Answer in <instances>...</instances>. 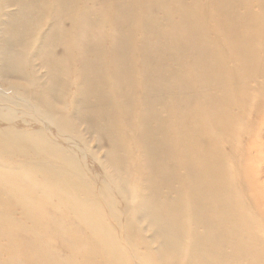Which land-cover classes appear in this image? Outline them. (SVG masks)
<instances>
[{"label": "bare ground", "instance_id": "6f19581e", "mask_svg": "<svg viewBox=\"0 0 264 264\" xmlns=\"http://www.w3.org/2000/svg\"><path fill=\"white\" fill-rule=\"evenodd\" d=\"M8 1H11V0H8ZM23 1H25V0H23ZM78 1L79 0H77V3H78ZM11 2H13V1H11ZM11 2H9V3H11ZM18 3L13 2L11 4H8L7 6H9V5L14 6ZM103 3H104V7H103V5H102V7L104 8V11L100 12V14H101L100 18H99V16L96 17L97 19H95L94 17L93 18L97 21L98 24H100L98 26L97 30L95 31V35L97 36V40H98V42H97L98 45L99 46H101V45L105 46L107 41L111 42L110 47H106V48L102 49L104 56L103 57L99 56L98 58L100 59L99 60L100 63L105 65L104 68H105V72H106V76H107L105 78V80L108 81V78L109 79L113 78V79H115L113 82H115V83L118 82L119 84L117 83V85H120L119 86L120 89L118 88L119 92L117 90H114V88L112 89V91H114L113 94H115V93L120 94L123 97V99L129 98L131 96L130 92L127 93V91H128L127 88L129 85L128 86H126V85L132 83L133 91H131V92L138 93L139 97H137V98H140V97H142V95H144L143 99H145L144 103H145L146 112H147V109L149 108V105L154 106V103L156 102V100L154 98H157L156 104L160 103V105H161V103H162L165 105V106H163L164 108H162L163 109L162 111H159L157 109L154 110L155 108H152V109H150L151 111L148 109V113L144 112L145 114L144 115L142 114L143 116L139 114L140 118L141 117L143 118L141 121H139V127H140L139 130H141V133L139 135V140H138L137 145H136V141H135L134 146L135 147L139 146L140 149L142 147H144V148H142V150L143 149L145 150V151L143 150L144 151L143 155H144V160H145V166L142 164L145 169L142 167L144 170V172H142V173H145V172L147 173V177H145V179L147 178L148 182H149V180H151V181L154 180V182H155L157 179L159 180L161 178L162 180L163 179L166 180V182H169L171 180V183H172V179L177 178L181 174V169H183V168L187 169V175L191 179L189 188H190V190L195 191L197 193V195L199 196L198 202L200 204V208L195 209L196 217L200 221V223L205 226V229H206V231H205L206 233H204L203 236H198V238L200 239L199 242H201V244L205 243L206 244L205 248H207V247L211 248V250L208 251L209 254L203 255L205 257V260L202 261V263L203 264H218L217 263L218 260L216 259L217 253H216L214 247L216 246V248L219 249L220 245L223 244L222 241L227 242L230 240V241H233L234 243H237L236 240H238V243H240V241L242 240L241 238L243 237V232L240 231V228L238 226H237L238 227V229H237L236 227L233 228V226H227V225L225 226L224 225V223L226 222L224 220L228 217L231 218V215L224 214L221 212L218 213L216 204L214 206L213 205L211 206L209 204V201H210L209 197L210 196H213V199L215 201H217V196H219V194L221 193V189H223L225 186L231 188L230 180L228 179L231 176L229 177L225 174V172H226L225 168L227 169V167H229L228 166L229 165L228 160L230 159V158L228 159V156H227V158L225 157L226 155H229V154H227L226 148H227L229 142H231V141L235 142L234 141L235 139L233 140V138L236 137L237 133H240V134L242 133L243 127L241 126V123L250 114H251L250 118L246 120L247 126H248L246 129L248 131H251L253 128H256V131H255L254 135L248 134V136H249L248 142H247L248 148H245L243 155L251 156L250 159H252V155L254 154L252 146L255 145L254 143H256L257 141H258V144H260L259 142L261 140L263 141V134L264 133L260 132V130H261V126L262 127L264 126V0H105ZM5 4H4V6L6 7ZM20 4H21L20 6H22V2ZM42 6L45 7V5H42ZM48 6H50V5H48ZM98 6H101V5H98ZM157 6L160 7L159 9L164 7L165 10H158L156 8ZM255 6H257L260 10L254 11L253 9ZM19 7L17 6V10H19L21 8V7L20 8ZM29 7H31V6H29ZM32 7H33V3H32ZM90 7H87V8H90ZM93 7H94V4H93ZM23 8H25V6L24 7L22 6V10H23ZM87 8H84V9L86 10ZM14 9L16 10V7ZM25 9H27V8H25ZM56 9H57V6H56ZM91 9H92V7H91ZM54 10H55V8H54ZM1 11H2V8L0 6V12ZM6 11H7V9H6ZM8 11L10 13L11 9ZM51 12H52V10H51ZM91 13H96V12L91 11ZM156 13H160V17L157 16ZM3 14L5 15V12H3ZM3 14H2V16H3ZM18 14H19V11H18ZM18 14H17V16H18ZM8 15H9V17L7 16L8 20L7 21L3 20L4 22H2V26H1L0 31H2V33H3V30H6V31H10V32H15L16 34H18L17 27L18 26L21 27V22L19 23V21H21V20L19 19V21H18V19H16L17 17L15 16L14 11ZM29 15H30V12L28 13V17H29ZM84 15L85 14H83V16ZM32 16H34V15H32ZM65 16H66V14H65ZM95 16H97V15H95ZM23 17H22V19H23ZM30 17H31V15H30ZM5 18L6 17H4V19ZM45 19H46V17H45ZM83 19L85 20V18H83ZM28 20H31V19H28ZM71 20H73V19H71ZM71 20H70V22H71ZM39 21H41V19H39L38 22ZM77 21H79V19ZM96 21H94V25H95ZM87 22H90V21H88L86 19L85 24L79 28V29H82V28L83 29L81 31L82 33H80V35H79V36H81V38L78 37V39L80 38L81 40H79L78 42H80V41L82 42V39H83V43H84V40H85L84 38L88 37V33L90 31L87 32V30H88V25H90V24H88ZM103 22H104V24H103ZM0 23H1V21H0ZM23 23H24V21H23ZM41 23L42 22H40L39 24L36 23V26L34 25L36 30L38 29V27ZM25 24H27V23H25ZM25 24L22 25L23 30H24V26H26ZM27 25H29V23ZM81 25H82V23H81ZM94 25H92V27H94ZM67 27H69V24ZM71 27H70V29L69 28L68 29L71 30ZM27 28H29V27H27ZM62 28H61V31L63 30ZM64 28L66 29V26ZM29 30L30 31H28V32L32 31L31 29H29ZM36 30L32 31L30 36L29 35L26 36V35H24V33H21V34L19 33L18 37H17L18 41L25 42L26 46L29 49H31L32 47L35 46L34 44H36V41L39 39L40 33L38 32V34H35ZM55 30H58L57 27L55 28ZM74 30L76 31V29H74ZM92 30H93V28H92ZM45 32H44V35L46 34ZM64 32H65V30L62 33H64ZM67 34L69 35V33H67ZM67 34H64V35H67ZM44 35H43V37H44ZM64 35H61V33H60V36L64 37ZM70 36H71V34H70ZM43 37H42V39L44 40L45 38H43ZM63 37H59V38H61V40H63V42H64V39H62ZM46 38H47V36H46ZM55 38H56V36H55ZM105 39H108V40L105 41ZM4 40H5V42L8 43L7 39H4ZM75 40H76V38H75ZM89 40H93L92 36H91V38H89ZM49 41H50V39H49ZM85 41L87 42V40H85ZM42 42H44V41H42ZM89 42H91V41H89ZM59 43L63 44L62 41L60 42V40H59ZM99 43H101V44H99ZM80 44H78V45L81 46ZM23 45H24V43H23ZM86 45H84V46H86ZM91 46H93V45H91ZM67 47H69V44L67 45ZM52 48L50 49L51 51H52ZM80 48H82V47H80ZM83 48H85V47H83ZM88 49H89V47H88ZM37 50L39 52L42 51V46L39 47ZM54 50L55 49L53 48V51H52L53 53H54ZM64 50H66V48H64ZM67 50H68V48H67ZM90 50L91 49H89V51ZM59 51H60V49H59ZM100 51H101V49H100ZM35 52H34V54H35ZM52 52H50V53H52ZM56 52H57V50H56ZM0 53H2V52H0ZM122 53H123V56L121 55ZM30 55H32V54H30ZM30 55H29V57H30ZM66 55H68V53L65 54V57H67ZM85 55H86V53H85ZM16 56L17 55H15V57ZM47 56L45 58H47ZM49 56L51 57V54H49ZM54 56H55V53H54ZM74 56L76 57V55H74ZM111 56H112L113 60H112V63L110 64L111 60H109V57L111 59ZM65 57H63V60L65 59ZM91 57L93 58V56H91ZM121 57L122 58L125 57L131 61H135V60L139 61V64L143 67V69H140V67H139L137 70L136 65L135 66L132 65V67L127 68L128 69L127 76H126L125 71H122L120 68H117L116 70L111 69L112 68L111 66H115L114 63H117V62H119L118 60L122 59ZM167 57L171 60V64H170L171 66L170 67L167 66V64H166ZM45 58L43 59V61H45ZM30 59H31V57H30ZM60 60H61V58H60ZM63 60H62L61 64L64 68V65H63L64 61ZM66 60H68V57L65 59V63L67 62ZM35 61H37V60H35ZM54 61H56V60H54ZM58 61H56V62H58ZM91 61H89V62H91ZM136 61H135V64H136ZM24 62H25V60H24ZM56 62H55V64H56ZM68 62H69V60H68ZM82 62H85V61L82 60ZM82 62H81V64H82ZM40 63L41 62H39L38 65H40ZM132 63H134V62H132ZM43 64H41V66ZM121 64H122V62H121ZM125 64L127 66V64H130V63H125ZM44 65L46 67V63ZM50 65H52V64H50ZM82 65H84V64H82ZM66 66H67V64H66ZM68 66H69V63H68ZM68 66L66 67V69L65 68L64 69L69 70V72H70L71 67L69 69ZM70 66H72V65H70ZM89 66L92 67L93 65H89ZM49 67L51 69V66H49ZM49 67H47V68L49 69ZM106 68H110L113 71L106 70ZM82 69H83V67H82ZM30 71H32V73L34 72L32 69L30 70V69L26 68L25 65H20V66L16 65V64L10 65L9 61H7L5 58H2V56L0 57V148L2 147L0 150L15 149L16 151H18L19 152L18 154L14 153L16 155L15 157L23 156L25 158L26 161L24 162L23 165H25V167L27 166L29 168V170H30L29 173L31 175H32V173H36V172L42 173L43 175H45V177L48 180H51V182H52V185H49V183L48 184L46 183L45 186L47 185V187L50 186L51 188L53 187L55 189V190H53V189L49 190V192L55 193V192H57L56 191L57 189H62L63 191H65L68 194L69 197L73 198L74 201H77L79 204V207H80L79 212H80V214L83 215L82 217L87 215L86 212L88 211V214L90 215L89 220H90V222H92L94 224V225L92 224L93 226H96V224H97V225H103L105 227V233L108 236V239H107L108 241H110V242L113 241V237L111 236L112 233L110 231L111 229L109 230L108 225H106L105 222L103 221V217L99 214L98 208H97L95 202H93V203L91 202V201H93V199L90 201L91 197H90V192L87 188L88 186H87V184H86V186L84 184V177H83L84 169L89 170V171H87L88 176L90 177V179H88V180L96 182L101 187L105 186V188H108V185L109 186L115 185V187L118 188V192L120 193V196L126 202L127 206L131 209L132 213L138 214L139 218H140V216H143L142 218L149 219V221H148L149 224L153 223L155 227L158 226V229H160L161 232L162 231L164 232V233H161V235L163 234L162 236L164 238L165 245L168 244V246L170 247L171 250H176L177 248H180L177 241H175V240H177V239H175V237L181 238L182 236H180L178 234H177L178 236L173 234V231L176 229L178 231L177 227H180V225L179 226L176 225V223H178V222H173V221L171 222L170 220L168 221L167 219H165L166 218L165 217L164 218L165 221L170 222L171 226H169L170 225L169 223H168L169 224L168 225L164 222L167 226L164 227L165 226L164 225L162 227V224L157 223L158 220L155 219L156 217L154 216V214L157 215L158 211L156 212V210H154V209L160 204L159 200L155 201L156 200L155 196L156 197H159V196H157V194L156 195H153V194L145 195L144 194L145 192L143 193L140 190H139V192H136V190L130 191L131 194H128L129 192L127 191L128 188H127V182H126L127 178L122 177L123 175H121V173H123V172L121 171V168L119 167V162H120L119 157H120L121 152L119 154H116L115 153L116 151L113 152L114 149H116V148H114V149H112L113 154L112 155L108 154V157H110L109 159L106 158L107 153L105 154V156H103V155L100 156V154H99L100 147L99 146L97 148L96 147L95 148L90 147L88 142L91 141V138L86 141L85 138L81 135V134H85V133H83L82 130L78 131V129L76 131L74 124H72V123L70 124L67 121L66 118H67L68 114L66 115V112H65V111H67L66 106L65 107L63 105L60 106V104H59L60 101L48 100L50 98H47L46 96L45 97L47 99H45V97L43 98V96L41 97V95L31 93L30 91H26V92L24 91L23 92V90L20 88L21 85L18 84L15 80H13L15 77H17V75L19 76L21 74L25 75V77L28 76V79H29V75L31 77L33 76V75H31L32 73H30ZM46 71H45V73H46ZM72 71L76 72L75 70H72ZM81 71H80V73H81ZM65 72H68V71H65ZM62 73H64V72H62ZM36 74H37V72H36ZM65 74L67 76H69L67 73H65ZM85 75H87V73ZM45 76H47V75H45ZM49 76L47 78H50ZM57 76H59V75H57ZM71 76H73V75H71ZM1 78H2V80H1ZM54 78L56 79V77H54ZM54 78H52V79H54ZM77 78H78V75H77ZM82 78L85 80V76H82ZM98 78H100V75ZM192 78H193L194 82L196 81L194 83V85L192 84V81H191ZM52 79H51V81L53 84L52 83L51 84L54 85V80H52ZM61 80H64V79H61ZM48 81H49V79H48ZM111 82H112V80H111ZM55 83H56V81H55ZM60 84L62 85V83H60ZM80 84H79V86H80ZM90 84H93V83L91 82ZM95 85H92V86L95 87ZM46 86H48V83L46 85H44V87H46ZM34 87H35V85H34ZM56 87H57V85L53 88H56ZM102 87H105V86H102ZM114 87H116V86H114ZM124 87H127V88H124ZM129 87H131V86H129ZM30 88H32V87H30ZM86 88H88V87H86ZM168 89H169V91H168ZM175 89L177 91H175ZM79 90L80 91H78V88H77V92L82 93V89H79ZM166 90L168 91L166 96H164V97L161 96V99L159 97H156L157 93H158V95H160L161 93L166 92ZM212 90H213V92L211 93ZM38 91H40V90L38 89L36 92H38ZM54 91H55V89H54ZM92 91H94V90H92ZM92 91H91V93H89V91H87V90L83 91V92L84 93L88 92L87 94H92ZM97 91L99 92V87H98ZM112 91H109L110 95H112L111 94ZM44 93H46V92H44ZM54 93H56V92H54ZM108 93H106L105 97L108 95ZM50 94L52 95V93H50ZM104 94H105V92H104ZM188 94L190 96L196 98V102L193 106L188 105V108L189 107L190 108L187 110V112L190 114V116L187 114H183L185 112V110L179 111V108L174 106L175 103H173V104H171V102H170V104L168 103L169 99L172 96H175L176 99H180L182 101L187 100L186 97L188 98V96H187ZM60 95L62 96V99H63V97L65 100L71 99L73 97V92H67L66 90H64V91L60 92L59 98H60ZM167 95H168V97H167ZM90 96H92V95H90ZM90 96H88L87 98L90 99L89 98ZM80 97H81V95H80ZM85 97H83V98H85ZM106 98H108V101H107V99H104V100H106L104 102V104L106 102H110L109 100H111L110 97H106ZM52 99H53V97H52ZM102 100H100V101H102ZM80 101L81 100H79V102ZM112 101H113V98H112ZM133 101H135V100H132L131 102L129 100L128 106L130 103L131 104L135 103ZM73 102H75V99ZM91 102H93V101H91ZM111 102L108 103V105L113 104ZM96 104L99 105L97 101H96ZM131 104L129 106V107H131V109H132V107L137 108V106H134L135 104H133L132 106H131ZM91 105H92V103H91ZM123 106H125V105L123 104ZM19 107H22V109H23V110L21 109L22 111L20 113L21 114L20 117H19V114H17L18 112H20L18 110ZM114 107H115V105H114ZM102 108H104V107H102ZM126 108L127 107H125L124 109H126ZM145 108L144 109L140 108V109L145 111ZM112 109L114 110L115 108H112ZM128 109H130V108H128ZM137 109H139V107ZM117 111H119V110L117 109ZM117 111H115L116 114H118ZM126 111H127V109H126ZM126 111L124 110L123 112L128 115L129 112L127 113ZM164 111H166L165 115H163L161 113ZM82 112H83V116L81 115V118L84 117V113H85L83 110H82ZM97 112H98V114L100 113L99 111H97ZM92 113H94V112L92 111ZM114 113L112 111L111 115L113 114L116 116V114H114ZM119 113H121V112H119ZM71 114H72V112H71ZM95 114L97 115L96 111H95ZM192 114L195 117L192 116ZM109 115H110L109 112L103 111L104 118H105V116L108 118ZM113 115H112V117H113ZM130 115L131 114L129 113V116ZM129 116H128V119L130 117H134L132 115L130 117ZM152 116H155V117H153V119L154 120L156 119L155 121L158 122L156 124L157 127L155 126L156 129L154 128V126L152 128L151 124L153 122H150V120H152ZM71 117H69V118H71ZM78 117H80V116H78ZM75 119H76V117H75ZM108 119H110V118H108ZM108 119H107V121H108ZM118 119L119 118H117L116 120H118ZM132 119L133 118H131V121H132ZM119 121H116V122H118L117 128L119 127L120 129L121 128L123 129V127H121V125L122 126H124V125L122 123L119 125ZM129 121H130V119H129ZM131 121H130V123H131ZM108 122H107V130L108 131L106 130V132L110 135L111 142L113 144H115L116 140L119 139L118 138L119 134H117L118 137L116 138L117 135L115 136V132H117V130L119 131L120 129L115 130L113 123H110V122L108 123ZM105 124H106V121H105ZM30 125H33V126H30ZM93 125H94V123H93ZM132 125L133 124L131 123V128H132ZM153 125H155V124H153ZM255 125H257V127H255ZM28 126H30L31 128H27ZM105 127H106V125H105ZM105 127H104V129H105ZM104 129H103V131H104ZM127 129H129V128H127ZM121 130H120V132H122L124 129L122 131ZM85 131H86V128H85ZM244 131L246 132L245 129H244ZM51 133H53V134H51ZM88 133H90V132H88ZM122 133L124 134V132H122ZM130 133H131V131H130ZM103 134H104V132H103ZM125 134H126V132H125ZM92 136H93V134H92ZM123 136H122V138H123ZM129 136H131V135H129ZM130 138H132V137H130ZM134 138H135V136H134ZM239 138L236 137V139H239ZM200 140H205V142H208V143H210L211 141L214 142V141L219 140L220 142L221 141L223 142V145L219 143L218 146L214 147V148H209V147L205 146L206 148H208L207 150L205 148L199 149V148H197V146L199 147L198 144L200 143L199 142ZM197 142H199V143H197ZM129 143H130V141H129ZM71 145H74V147ZM235 145L240 146L239 143H237ZM13 146H15V147H13ZM157 146H158V148H157ZM239 146H237V147L235 146V147L238 148ZM259 146H257L258 149H260ZM242 147L243 146H241V149H242ZM150 148H153L154 150L151 149L152 150L151 151ZM254 149L256 151V148H254ZM261 149H262V147H261ZM119 150H117V151L119 152ZM231 150H232V148H231ZM235 150H237V149H235ZM235 150L232 152L235 156H237ZM262 151H264V148H263V150H260V152H262ZM133 152H134V148H133ZM240 152H237V153L239 154ZM122 153H124V152H122ZM228 153H229V151H228ZM122 155L123 154H121V157L123 158L124 155L123 156ZM139 155H140V157L142 156L141 154H139ZM163 155H165L168 159L171 158V160H173L175 162L173 164H170L169 162H167L165 164L164 159L162 158ZM258 156H261V155L259 154ZM79 157H87V158L90 157L91 159L94 158L93 160L98 162L97 164L100 167V170L102 171L103 175L107 178V180L106 181L104 180V181L105 182L111 181L112 183H104L103 181L100 182V178H99V176H97V173H95L93 171V168H90L92 166H90L89 164H88L89 165L88 166L86 163L81 161V159H79ZM111 157H113L114 159H112ZM136 157L138 158V155H136ZM230 157H231V154H230ZM238 157H236V158H238ZM90 158H88V159H90ZM247 158H249V157H247ZM247 158L246 159L244 158V159L247 161ZM124 160L126 161V159H124ZM132 160H134V158ZM52 161H53V163H52ZM231 161H233V160H231ZM237 161H238V159H237ZM226 162L228 164H226ZM247 162H249V161H247ZM232 163L234 164V162H232ZM243 163H246V162H243ZM261 163L263 164V161H261ZM237 164H238V162L236 163V165ZM249 164H251V163L249 162ZM142 165H140V166H142ZM236 165H235V167H236ZM252 165L254 166V164H252ZM255 165H256V163H255ZM225 166H227V167H225ZM259 167H260V165H259ZM126 168H127V165H126ZM140 168L141 167H139V169ZM252 168H254V167L248 166L246 169H242L240 174L246 173L248 178H249L250 172L252 175V171H253ZM229 170H230V167H229ZM229 170H228V172H229ZM236 170L239 171L238 166H237ZM254 170L256 171L255 168H254ZM101 171H100V173H101ZM124 173H125V171H124ZM127 173H128V171H127ZM229 173H228V175H229ZM253 173H256L255 175L258 178H260V173H258V171L253 172ZM76 175H78V177L76 179L73 178V176H76ZM241 175H243V174H241ZM255 175L253 174V176H255ZM253 176H251V177L253 178ZM182 177H184V176H182ZM81 178H82V180H81ZM154 178L155 179L157 178V179L155 180ZM196 178L198 180L200 179V181H196L197 180ZM231 179H232L231 182L232 181L236 182V181H234V179H236L235 177H233ZM241 179H242V176H241ZM255 179H256V177H255ZM43 180H44V178H43ZM238 180H237V182H238ZM127 181H128V179H127ZM142 181H143V179H142ZM248 181H249V179H248ZM248 181L245 180L246 183H244V186H245L244 189L252 188V186H254V185L257 186L255 183H253L254 182L253 179H252L253 182L250 181L251 183ZM166 182L164 183V181H163L162 183H164V185H165ZM180 182L181 181H179V183ZM158 183H159V181H158ZM176 183H177V181H176ZM91 184H92V182H91ZM1 185H2V183H1ZM153 185L151 187H153ZM237 185H239V184H236V186ZM158 186H159V184H158ZM236 186L234 185V187H236ZM101 187L98 188L100 195H101V192H103V190H104V192L107 191L106 189H104L103 187L101 188ZM115 187H112V188H115ZM167 187H168V189L171 187L169 185V183H168V186H166V189H167ZM126 188H127V190H126ZM175 188H176V186H175ZM236 188H234V190ZM16 189L17 188L15 186L8 187L7 192H8V194L12 195L11 196L12 198H14V196H17L18 191ZM143 190H145V189L143 188ZM154 190H155V188H154ZM171 190L172 189H169L167 191L170 192ZM24 191H26V190H24ZM76 191L78 192L77 197H75V195H74V192H76ZM160 191H162V190L160 189L159 192ZM167 191H165V192H167ZM238 191H239V189H238ZM240 191L242 193V190H240ZM58 193H60V191ZM152 193H154V192H152ZM186 193H188V196H191V195H189V192H185V194ZM57 195H59V194H57ZM177 195L178 194H176V196ZM62 196H64V195H62ZM185 196H187V194ZM261 196H263L262 193H261ZM101 197L107 204V213L109 211L113 217H115V218L120 217L117 214L118 212L115 213V211H114L115 209H113V206L111 208V205H112L111 200H109V198H107V197L104 198L103 195ZM136 198H138V205L134 204ZM23 199H24V196H23ZM61 199H64V198H61ZM166 199H168V198L166 197ZM171 199H172V197H171ZM175 199L177 200L178 198H175ZM186 199H187L186 201H188V204H189V201L191 199H189L188 197ZM42 200H43V198H42ZM47 200H48V198H47ZM192 201L190 203H192ZM239 201L242 202L241 200H239ZM260 201H261V199H260ZM28 202L29 201H27V203ZM34 202H36V201H34ZM88 202L90 203V205L88 204ZM118 202H119V200H118ZM120 202H122V201H120ZM245 202H248V201L245 200ZM252 202L253 201L251 200V203ZM261 202H263V201H261ZM40 203H43V201L42 202L40 201ZM48 203H50V202H48ZM251 203H250V205H251ZM63 204H65V202H63ZM217 204H218V202H217ZM51 205H54V203L52 202ZM232 205H234V204H232ZM262 205H260V206H262ZM29 206H30V204H29ZM164 206H167V204L165 203V204L161 205V207H164ZM193 206H196V205L193 204ZM193 206H192V208H193ZM243 206H245V204ZM237 207H238V205H237ZM246 207L247 206H245V208ZM68 209H70L69 206H68ZM122 209H124V208H122ZM164 209L169 211L168 207H164ZM164 209H162V210H164ZM248 209L249 208H247V210ZM24 210H22V212ZM189 210H190V208H189ZM252 210L254 211V209H252ZM262 210H263V208H262ZM172 212H174V210ZM250 212H252V211H250ZM189 213H191V212H189ZM71 215L74 216L73 214H71ZM129 215H133V214H129ZM167 215H168V213H167ZM252 215H254V214H252ZM255 215H256V213H255ZM5 216L6 215H3V217H5ZM105 216H107V215H105ZM75 217H77V216L75 215ZM75 217H74V219H75ZM153 217H155V218H153ZM46 218H48V220H49V217H46ZM85 218H87V217H85ZM2 219L3 218H1V220ZM51 219L53 221L55 220L52 217H51ZM158 219L160 220L161 218L158 217ZM182 219H184V218H182ZM192 219H194V218L192 217ZM254 219H257V218H254ZM8 220H9V218L6 219V221H8ZM156 220H157V222H156ZM33 221H36V220H33ZM58 221H60V220H58ZM58 221H56V222H58ZM84 221H85L84 223L87 222L86 219H84ZM136 221H138V220H136ZM16 222H18V218H17ZM75 222H76V220L74 221V224L76 226L77 224ZM120 222H124V221L121 219ZM256 222H258V220ZM12 223L14 224L15 222L13 221ZM18 223H16V224H18ZM35 223H37V222H35ZM13 224L11 226H13ZM19 224H18V226H19ZM24 224L27 225L26 223H24ZM78 224L81 225L80 222ZM252 224H250V225H252ZM257 224H259V223H257ZM25 225L24 226L20 225V227H23L22 229L25 230L24 227L25 228L27 227ZM115 225H117V224H115ZM123 225L124 224L122 223V226ZM75 226L72 225V229ZM77 226H76V228H77ZM29 227H30V224H29ZM99 227H101V226H99ZM116 227H118V226H116ZM123 227H122V229H123ZM139 227L143 228L142 226H139ZM10 228L8 226V229H10ZM51 228H52V230L54 228L56 231V227H51ZM79 228H77V230L79 232H76V233L80 234V236H82V234L80 233L81 230H79ZM16 229L19 230L15 226V229L13 227L12 231L16 232L15 231ZM100 229H103V227ZM30 230L31 229H29V231ZM47 230H49V229L47 228ZM84 230L82 232H84ZM89 230H90V228H89ZM21 231L22 230H20V234H21ZM33 231H34V229L30 232H33ZM50 231L51 230H49V232ZM70 231H71V229H70ZM142 231H143V229H142ZM249 231H251V230H249ZM45 232H46V230H44V232L42 231V233L44 235H45ZM59 232H61V230ZM72 232H73L72 234L74 235L75 231L73 230ZM91 232H92V236H93L94 240L96 238H98L99 232H97L96 229L91 231ZM174 232H176V231H174ZM22 233H23V231H22ZM27 233L30 235V233L28 231H27ZM35 233L33 232V236L36 237ZM124 233H125V231H124ZM187 233H188V231L186 229V231L184 230V232L182 234L186 235ZM246 233H247V231H246ZM15 234H18V233H15ZM23 234L25 235L26 233H23ZM28 234H26V236ZM62 234L66 235L65 233H62ZM144 234H146V233H144ZM87 235H88V232H87ZM87 235H85V236L87 237ZM123 235H125V234H123ZM8 236L10 237V233ZM42 236L40 235V239ZM48 236H51V235L48 234ZM80 236L78 238L75 236V238H77L76 240H78L80 238ZM249 236H251V234H249ZM2 237H4V236H2ZM37 237H39L38 234H37ZM55 237H57V235L54 236L53 239H55ZM70 237H72V236H70ZM138 237H141V236H138ZM29 238H31V235ZM15 239H17V238H15ZM67 239H68V237H67ZM99 239H102V237H100ZM119 239H120V236H119ZM80 240H82V239H80ZM102 240H104V239H102ZM149 240H150V238H149ZM4 241H6V240H4ZM31 241H33V240H31ZM37 241H35V242H37ZM58 241H61V239ZM65 241H66V239H65ZM146 241H148V240H146ZM8 242H9V240H8ZM24 242H25V240H24ZM68 242H67V244H68ZM81 242H79L78 245H80ZM100 242H102V241L100 240ZM104 242H106V239ZM131 242H132L131 245H133V241H131ZM152 242H154V241H152ZM42 243L44 244L45 242L43 241ZM49 243H50V241H49ZM216 243H218V244H216ZM30 244H32V243H30ZM91 244H92V242L90 243V245ZM152 244H154V243H152ZM224 244H226V243H224ZM7 245H8V243H7ZM15 245H17V243ZM68 245H71V244H68ZM82 245H84V244H82ZM161 245H159V246L161 247ZM191 245H194V244H191ZM22 246H25V245L23 244ZM37 246H39V244ZM72 246H73V244H72ZM8 247L9 246H7V248ZM30 247L32 248V250L33 249L35 250V248L33 246H30ZM49 247H50V245H49ZM49 247L46 246L47 250H49L48 249ZM155 247H156V245H155ZM198 247L199 246H196L197 249H198ZM0 248H1V245H0ZM2 248H4V247H2ZM12 248H14V247H12ZM16 248H18V245ZM111 248H112V246L110 243L101 244V247H100L98 244H96V242H94L91 245V247L89 248L90 250L88 249V252L86 255L99 258L101 256H105L104 255L105 252H106L105 254H108L107 252ZM147 248H145V249L148 250ZM19 249H20V247H19ZM22 249H26V248H21L20 250H22ZM51 249H54V248H51ZM151 249H152V246H151ZM159 249H156V252L154 251L155 256L157 255V252H158L157 250H159ZM9 250H10V252L12 251L11 249H9ZM17 250L18 249H16V252H17ZM163 250H162V253L164 252ZM0 251H3V249ZM28 251H29L28 253H31L30 250H28ZM36 251H38V249L35 250V253L39 254V252H36ZM41 251H42V254H41L42 256H40V258L44 257L46 260L47 259L50 260L52 257L56 256L55 255V256L51 257V255H50L51 253H48V251H47V253L49 254V256L47 255V257H48L47 258L45 253H44V251L46 252V250L42 249ZM50 251H53V250H49V252ZM67 251H69V250H67ZM137 251L138 250H136V253L139 254V251L138 252ZM168 251L169 250H167V252L163 253V254L166 255L167 253H169ZM13 252L16 253L15 251H12V253ZM152 252H153V250H152ZM171 252H172L171 255L173 256V251H171ZM246 252L249 254L250 251L249 252L246 251ZM19 253H20V251H19ZM28 253H27V255H28ZM149 253H150V251H149ZM0 254H1V252H0ZM54 254H56V253H54ZM167 255H169V254H167ZM1 256H3V255H1ZM30 256L31 255H29V257ZM57 256H58V254H57ZM113 256L115 257V255H113ZM244 256H245V254H244ZM33 257H34V255H33ZM126 257H127V254H126ZM151 257H153V256L151 255ZM189 257H188V260H189ZM40 258H39V261H40ZM58 258H60V257H58ZM76 258L74 257L75 260H76ZM129 258H130L129 260H131V257H129ZM133 258H134V256H133ZM250 258L252 260L251 256L249 258H245V262H247ZM13 259H14V257H13ZM70 259L72 260V257H70ZM115 259L109 258L110 264H113L112 260H114V262H115ZM120 259L122 260L123 258L119 257V261L121 262ZM146 259H148V258H146ZM161 259H162V257H161ZM193 259H195V258H193ZM41 260H42V258H41ZM71 260L70 261L68 260L69 264H71ZM85 260H87V259L85 258ZM148 260H150V259H148ZM62 261H64V260H62ZM77 261H79V260H77ZM167 261H166V263L170 264L169 262H171V261H169V262H167ZM35 262H36V259H35ZM65 262H67V261H65ZM185 262H187V261H185ZM16 263H17V261H16ZM19 263H21V262H19ZM30 263H32V261H30ZM87 263H88V260H87ZM233 263L235 264V262H233ZM138 264H139V262H138ZM153 264H155V263H153Z\"/></svg>", "mask_w": 264, "mask_h": 264}, {"label": "rangeland", "instance_id": "374dc122", "mask_svg": "<svg viewBox=\"0 0 264 264\" xmlns=\"http://www.w3.org/2000/svg\"><path fill=\"white\" fill-rule=\"evenodd\" d=\"M11 1H13L14 3H18V4H16V5H14V6H7L8 4H11V3H13V2H11ZM11 1H8V0H0V6H1V8H2V11L0 12V21H1V23H0V29H1V26H2V22H4V21H7L8 19V17H9V15L8 14H10L11 12H15V16L17 17L16 19H18V21H19V19L21 20V21H19V23L21 22V27L20 26H18L17 27V32H18V34L20 33H24V35H26V36H30V34H31V32L32 31H34V30H36V28H35V26H36V23H40V22H42L40 25H39V27H38V29L35 31V34H38V32L40 33V35H39V39L36 41V44H34L35 46L34 47H32L31 49H29L27 46H26V44H25V42H22V41H18V39H17V37H18V34H16L15 32H10V31H6V30H3V33H2V31H0L1 33H0V52H2V53H0V55L2 56V58H5L7 61H9L10 62V65L11 64H16V65H25V67L26 68H28V69H32L34 72L32 73V71H30V73H32L31 75H33L32 77L29 75V79H28V76H26L25 77V75H17V77H15L13 80H15L18 84H20L21 86H20V88L23 90V92L25 91H30L31 93H34V94H37V95H41V97L43 96V98L46 96L47 98H50V99H48V100H57V101H60L59 102V104H60V106L61 105H63L64 107L66 106V110L67 111H65L66 112V115H67V121L71 124H74V126H75V128H76V131H77V129H78V131H80V130H82L83 131V133H85V134H81L84 138H85V140L87 141L88 139H90L91 138V141H89L88 143H89V145H90V147H93V148H97L98 146L100 147V151H99V154H100V156H105V154L107 153V155H106V158H110V157H108V154H110V155H112L113 154V152H115L116 154H119L120 152V162H119V167L121 168V171L123 172V173H121V175H123L122 177H124V178H127L128 179V181H127V179H126V182H127V188H128V190H127V188H126V190L129 192L128 194H131V192L130 191H134V190H136V192H139V190L141 191V192H145L144 194L145 195H149V194H153V195H156L157 194V196H159V197H156L155 196V198H156V200L155 201H160V204L154 209V210H156V212H157V215L156 214H154V216L156 217H153V218H155V219H157L158 220V222H157V220H156V222L157 223H160V224H162V227L164 226V227H166L167 225L166 224H170V222H168L169 220L172 222H178V223H176V225L177 226H179L180 225V227H177L178 228V231H177V229L176 230H174V231H176V232H174L173 231V234H175V235H180V236H182L181 238L180 237H175V239H177V240H175V241H177V243L179 244V246H180V248H177L176 250H171L170 249V247L168 246V244H166L165 245V243H164V238H163V234L161 235V233H164L163 231L161 232V230L160 229H158V226H154V224L152 223V224H149L148 223V221H149V219H146V218H142L143 216H140V218L138 217L139 215L138 214H136V213H132V211H131V209L127 206V204H126V202L122 199V197L120 196V193L118 192V188H116L115 187V185H113V186H109L108 185V188H105V186H102L104 189H106L107 191L106 192H104V190H103V192H101V195L99 194V191H98V188L99 187H101L100 185H98L96 182H93V181H91V180H88V179H90V177L88 176V173H87V171H89L88 169H84V174H83V177H84V184H85V186H86V184H87V188H88V190H89V192H90V197H91V199H90V201L93 199V201H91L92 203L93 202H95V204H96V206H97V208H98V212H99V214L103 217V221L105 222V224L106 225H108V228H109V230L111 231V233H112V237H113V241L112 242H110V241H108L107 239H108V236H107V234L105 233V227L103 226V225H97L96 224V226H93L94 224L92 223V222H90V215L88 214V211L86 212L87 213V215H85L84 217H82L83 215L82 214H80V212H79V204H78V202L77 201H74V199L73 198H71V197H69L68 196V194L65 192V191H63L62 189H57L56 191L57 192H55V193H51V192H49V190H55L53 187L51 188L50 186H48L47 187V185L45 186V184L47 183H49V185H52V182H51V180H48L46 177H45V175H43L42 173H32V175L29 173V168L26 166L25 167V165H23L24 164V162L26 161L25 160V158L23 157V156H17V157H15L16 155L15 154H18L19 152L18 151H16L15 149H12V150H0V245H1V248H0V250H2L3 249V251H0L1 252V254H0V264H48L49 262V264H69L68 263V260L70 261L71 259H70V257H72V260H71V264L73 263V264H110V261H109V258L110 259H115V262H114V260H112L113 261V264L115 263V264H117L118 262V264H138V262H139V264H153V263H155V264H167L166 263V261L167 262H169V261H171V262H169L170 264H203L202 263V261H204L205 260V257L203 256V255H207V254H209L208 253V251H210L211 250V248L210 247H207V248H205V243H203V244H201V242H199L200 241V239L198 238V236H203L204 235V233H206L205 231H206V229H205V226L203 225V224H201L200 223V221L197 219V217H196V212H195V209H197V208H200V204H199V202H198V195H197V193L195 192V191H193V190H190V188H189V186H190V181H191V179H190V177L187 175V169H181V174L177 177V178H173L172 179V183H171V180L169 181V182H166V180H162L161 178L158 180L157 178V180L154 182V180H149V182H148V179L146 178L145 179V177H147V173L145 172V173H142V172H144V170H143V165L145 166V160H144V151L142 150V148H144V147H142L141 149L139 148V146L137 147H135L134 146V144H135V141H136V145H137V143H138V140H139V135H140V133H141V130H139V121H141L143 118L141 117L140 118V116H139V114L140 115H144L145 113L144 112H146V108H145V103H144V101H145V99H143V96L144 95H142V97H140V98H137V97H139V94L138 93H133V92H131V91H133V85H132V83H130V84H127L126 86H131V87H129L128 86V88L127 87H124V88H127L128 89V91H127V93H129L130 92V94H131V96L129 97V98H125V99H123V97L120 95V94H113L114 93V91H112V89L114 88V90H117L118 92H119V90H118V88H119V86L120 85H117V83H115V82H113L115 79H113V78H110L111 80H112V82H111V80L108 78V81H106L105 80V78L107 77L106 76V72H105V65L104 64H102V63H100V59L98 58L99 56H101V57H103L104 56V54H103V52H102V49H104V48H106V47H110L111 45V42H108L107 40L108 39H105V41H107V43L105 44V46L104 45H101V46H99L98 45V40H97V36L95 35V31L97 30V28H98V26L100 25V24H98L97 23V21L95 20V19H97L96 17H98L99 16V18H100V16H101V14H100V12H102V11H104V1L105 0H79L78 1V3H77V0H25V1H21V0H11ZM17 1V2H16ZM30 1V2H29ZM51 3H49V2ZM83 1V2H82ZM100 1V2H99ZM9 2H11V3H9ZM22 2V6L24 7L25 6V8H27V9H25V8H23V10H22V6H20L21 3ZM24 2V3H23ZM46 2V3H45ZM6 3V4H5ZM30 3V4H29ZM32 3H33V7H32ZM102 3V4H101ZM3 4V5H2ZM4 4L6 5V7L4 6ZM25 4V5H24ZM59 4V5H58ZM61 4V5H60ZM68 4V5H67ZM78 4V5H77ZM93 4H94V7H93ZM39 5V6H38ZM42 5H45V7H43ZM47 5V6H46ZM48 5H50V6H48ZM52 5V6H51ZM98 5H101V6H98ZM102 5H103V7H102ZM17 6L20 8L19 10H17ZM29 6H31V7H29ZM36 6V7H35ZM56 6H57V9H56ZM83 8H82V7ZM92 7V9H91V7ZM96 6V7H95ZM16 7V10L14 9ZM47 7V8H46ZM87 7H90V8H87ZM7 9V11H6V9ZM43 8V9H42ZM54 8H55V10H54ZM84 8H87L86 10L84 9ZM158 10H165V8L163 7V8H161V9H159L160 7H156ZM11 9V11H10V13H9V11L8 10H10ZM42 9V10H41ZM103 9V10H102ZM49 10V11H48ZM51 10H52V12H51ZM54 10V11H53ZM58 10V11H57ZM97 10V11H96ZM254 11H259L260 9L257 7V6H255L254 7V9H253ZM18 11H19V14H18ZM45 11V12H44ZM88 11V12H87ZM91 11L92 12H96V13H91ZM3 12H5V15L3 14ZM22 14H21V13ZM25 12V13H24ZM30 12V15H31V17H30V15H29V17H28V13ZM18 14V16H17V14ZM34 13V14H33ZM41 13V14H40ZM53 13V14H52ZM60 13V14H59ZM85 14L84 16H83V14ZM91 13V14H90ZM2 14H3V16H2ZM24 14V15H23ZM26 14V15H25ZM38 14V15H37ZM49 14V15H48ZM51 14V15H50ZM65 14H66V16H65ZM157 14V16H159L160 17V13H156ZM155 14V15H156ZM32 15H34V16H32ZM49 17H48V16ZM63 15V16H62ZM95 15H97V16H95ZM8 16V17H7ZM25 18H24V17ZM37 16V17H36ZM51 16V17H50ZM54 16V17H53ZM78 16V17H77ZM83 16V17H82ZM162 16V15H161ZM4 17H6L5 19H4ZM20 17V18H19ZM22 17H23V19H22ZM45 17H46V19H45ZM87 17V18H86ZM95 19H94V18ZM38 18V19H37ZM83 18H85V20L87 19L88 21H90V22H87L88 24H90V25H88V30H87V32H89L88 33V37H85L84 39L85 40H87V42L84 40V43H83V39H82V42L80 41V42H78L79 40H81L80 38H81V36H79L80 35V33H82L81 31H82V29H79L80 27H82L84 24H85V20L83 19ZM98 18V19H99ZM28 19H31V20H28ZM35 19V20H34ZM39 19H41V21H39L38 22V20ZM71 19H73V20H71ZM79 19V21H77ZM82 19V20H81ZM96 21L95 22V25H94V21ZM4 20V21H3ZM28 22H27V21ZM48 20V21H47ZM55 22H54V21ZM70 20H71V22H70ZM23 21H24V23H23ZM44 22V23H43ZM47 22V23H46ZM78 22V23H77ZM101 22V21H100ZM99 22V23H100ZM18 23V24H19ZM25 23H29V25H27V24H25ZM31 23V24H30ZM35 23V24H34ZM57 23V24H56ZM81 23H82V25H81ZM26 25V26H24V30H23V26L22 25ZM63 24V25H62ZM68 24H69V27H67L68 26ZM71 24V25H70ZM80 24V25H79ZM103 24H104V22H103ZM20 25V24H19ZM35 25V26H34ZM92 25H94V27H92ZM31 26V27H30ZM33 26V27H32ZM49 26V27H48ZM66 26V29L64 28V27ZM72 26V27H71ZM103 26V25H102ZM26 27V28H25ZM27 27H29V28H27ZM57 27V29L58 30H55V28ZM63 29L62 31H61V28ZM70 27H71V30H69L70 29ZM33 28V29H32ZM50 28V29H49ZM53 28V29H52ZM69 28V29H68ZM92 28H93V30H92ZM22 29V30H21ZM26 29V30H25ZM28 29V30H27ZM29 29H31L32 31L31 32H28V31H30ZM74 29H76V31L74 30ZM65 30V32L64 33H62L63 31ZM74 30V31H73ZM27 31V32H26ZM46 31V32H45ZM53 31V32H52ZM68 31V32H67ZM44 32L46 33L45 35L47 36V38H46V36L44 35ZM60 33H61V35H64V34H67V33H69V35L67 36V35H64V37L63 36H60ZM73 33V34H72ZM92 35H91V34ZM16 34V35H15ZM56 34V35H55ZM70 34H71V36H70ZM43 35H44V37H43ZM56 36V38H55V36ZM58 36V37H57ZM73 36V37H72ZM90 36V37H89ZM91 36H92V38H93V40H89V38H91ZM42 37L43 38H45L44 40L42 39ZM59 37H63L62 39H64V42H63V40H61V38H59ZM72 37V38H71ZM78 37H80L79 39H78ZM53 38V39H52ZM59 38V39H58ZM74 38V39H73ZM75 38H76V40H75ZM4 39H7V41H8V43L7 42H5V40ZM49 39H50V41H49ZM55 40V41H54ZM58 40V41H57ZM59 40H60V42L62 41V43L63 44H60L59 43ZM69 40V41H68ZM42 41H46L45 43L44 42H42ZM49 41V42H48ZM55 43H54V42ZM68 41V42H67ZM89 41H91V42H89ZM20 42V43H19ZM75 42V43H74ZM23 43H24V45H23ZM67 43V44H66ZM81 43V44H80ZM42 46V51H38L37 49L39 48V47H41L40 45ZM69 44V47H67V45ZM75 44V45H74ZM78 44H80L81 46H79ZM87 44V45H86ZM99 44H101V43H99ZM109 44V45H108ZM39 45V46H38ZM77 45V46H76ZM84 45H86V46H84ZM91 45H93V46H91ZM19 46V47H18ZM63 46V47H62ZM65 46V47H64ZM74 46V47H73ZM104 46V47H103ZM55 49L54 50V53H55V56H54V53L52 52L53 51V48ZM80 47H82V48H80ZM83 47H85V48H83ZM88 47H89V49H91L90 51H89V49H88ZM93 49H92V48ZM47 48V49H46ZM52 48V51L50 50ZM64 48H66V50H64ZM67 48H68V50H67ZM59 49H60V51H59ZM63 49V50H62ZM70 49V50H69ZM100 49H101V51H100ZM56 50H57V52H56ZM78 50V51H77ZM83 52H82V51ZM87 50V51H86ZM93 50V51H92ZM36 51V52H35ZM64 51V52H63ZM66 51V52H65ZM28 52V53H27ZM34 52H35V54H34ZM50 52H52V53H50ZM59 52V53H58ZM70 52V53H69ZM93 52V53H92ZM102 52V53H101ZM51 54V57L49 56V54ZM66 53H68V55H66L67 57H68V60H69V62H68V60H66L67 62L65 63V59L67 58V57H65V54ZM85 53H86V55H85ZM91 55H90V54ZM120 53V52H119ZM13 54V55H12ZM30 54H32V55H30V57H31V59H30V57H29V55ZM62 54V55H61ZM15 55H17L16 57H15ZM45 55V56H44ZM48 55V56H47ZM53 55V56H52ZM74 55H76V57L74 56ZM83 55V56H82ZM90 57H89V56ZM122 56H123V53L121 54ZM120 55V56H121ZM0 56V57H1ZM47 56V58H45ZM61 56V57H60ZM65 57V59L63 60V57ZM91 56H93V58L91 57ZM19 57V58H18ZM55 57V58H54ZM70 57V58H69ZM29 58V59H28ZM36 58V59H35ZM40 58V59H39ZM45 58V61H43V59ZM59 58V59H58ZM60 58H61V60H60ZM83 58V59H82ZM88 58V59H87ZM122 58V57H121ZM15 59V60H14ZM56 60V61H58V62H56V61H54V60ZM127 58H125V57H123L122 59H120V60H118L119 62H117V63H114L115 64V66H111L112 68L111 69H117V68H120L122 71H125V73H126V76H127V71H128V69L127 68H129V67H132V65L133 66H135L136 65V68H137V70H138V68L140 67V69H143V67L139 64V61H136V64H135V61H131V60H126ZM24 60H25V62H24ZM35 60H37V61H35ZM49 60V61H48ZM62 60L64 61L63 63V65H64V68L66 69V67L68 66V63H69V69H70V67H71V70H70V72H69V70H65L64 68H63V66H62ZM82 60L83 61H85V62H82ZM92 60V61H91ZM109 60H111V62H110V64L112 63V60H113V58H112V56H111V59H110V57H109ZM126 60V61H125ZM168 60V61H167ZM167 60H166V64H167V66H171L170 64H171V60L167 57ZM43 61V62H42ZM78 63H77V62ZM89 61H91V62H89ZM128 61V62H127ZM131 61V62H130ZM39 62H41L40 63V65H38L39 64ZM55 62H56V64H55ZM60 62V63H59ZM81 62H82V64H84V65H82L81 64ZM121 62H122V64L124 63H130V64H127V66H126V64L124 65H122L121 64ZM132 62H134V63H132ZM27 63V64H26ZM33 63V64H32ZM46 63V67H45V65L44 64ZM99 63V64H98ZM41 64H43L42 66H41ZM49 64V65H48ZM50 64H52V65H50ZM55 64V65H54ZM66 64H67V66H66ZM97 64V65H96ZM27 65V66H26ZM70 65H72V66H70ZM82 65V66H81ZM89 65H93L92 67L91 66H89ZM30 66V67H29ZM41 66V67H40ZM49 66H51V69H50V67ZM54 66V67H53ZM60 68H59V67ZM100 66V67H99ZM32 67V68H31ZM47 67H49V69L47 68ZM82 67H83V69H82ZM116 67V68H115ZM142 67V68H141ZM37 68V69H36ZM46 68V69H45ZM59 68V69H58ZM80 68V69H79ZM36 69V70H35ZM64 69V70H63ZM110 68H106V70H111ZM124 69V70H123ZM47 70V71H46ZM72 70H75L76 72H73ZM82 70V71H81ZM100 70V71H99ZM113 70H111V71H113ZM45 71H46V73H45ZM50 71V72H49ZM65 71H68V72H65ZM80 71H81V73H80ZM36 72H37V74H36ZM39 72V73H38ZM42 72V73H41ZM62 72H64V73H62ZM133 72V71H132ZM52 73V74H51ZM65 73H67L69 76H67ZM80 73V74H79ZM87 73V75H85ZM129 73V72H128ZM54 74V75H53ZM65 74V75H64ZM36 75V76H35ZM40 75V76H39ZM45 75H47V76H45ZM50 75V76H49ZM53 75V76H52ZM57 75H59V76H57ZM71 75H73V76H71ZM77 75H78V78H77ZM95 75V76H94ZM99 75H100V78H98L99 77ZM44 78H43V77ZM50 77V78H47V77ZM82 76H85V80L82 78ZM39 79H38V78ZM54 77H56V79L54 78ZM59 79H58V78ZM94 77V78H93ZM96 77V78H95ZM52 78H54V79H52ZM80 78V79H79ZM83 80H82V79ZM102 78V79H101ZM31 79V80H30ZM45 81H44V80ZM48 79H49V81H48ZM51 79L52 80H54V85L56 86L57 85V87L56 88H53V87H55L54 85H52L53 83H52V81H51ZM61 79H64V80H61ZM95 79V80H94ZM100 79V80H99ZM1 80H2V78H1ZM42 80V81H41ZM74 80V81H73ZM92 80V81H91ZM37 81V82H36ZM39 81V82H38ZM55 81H56V83H55ZM64 83H63V82ZM93 83V84H90L91 82ZM94 81V82H93ZM192 84L194 85V83L196 82H194L193 81V78H192ZM23 84H22V83ZM31 82V83H30ZM44 82V83H43ZM48 83V86H46V87H44V85H46L47 83ZM52 83V84H51ZM60 83H62V85L60 84ZM71 83V84H70ZM81 83V84H80ZM109 83V84H108ZM129 83V82H128ZM32 84V85H31ZM79 84H80V86H79ZM89 84V85H88ZM96 84V85H95ZM119 84V83H118ZM34 85H35V87H34ZM59 85V86H58ZM71 85V86H70ZM92 85H95V87L94 86H92ZM52 86V87H51ZM69 86V87H68ZM85 86V87H84ZM102 86H105V87H102ZM114 86H116V87H114ZM30 87H32V88H30ZM86 87H88V88H86ZM95 89H94V88ZM98 87H99V92L97 91L98 90ZM102 87V88H101ZM59 88V89H58ZM77 88H78V91H80L79 89H82V93H78L77 92ZM122 88V87H121ZM32 89V90H31ZM40 90V91H38V92H36L37 90ZM54 89H55V91H54ZM69 91H68V90ZM97 89V90H96ZM120 89V88H119ZM54 92H56V93H54ZM59 90V91H58ZM64 90H66L67 92H73V97L71 98V99H64V97H63V99H62V96L60 95V98H59V94H60V92L61 91H64ZM89 91V93H91V91L92 90H94V91H92V94H87L88 92H83V91ZM105 90V91H104ZM109 91H112L111 92V94L112 95H110V92ZM168 91H169V89H168ZM168 91L166 90V92H164V93H159L160 95H158V93H157V96L156 97H159L160 99H161V96L162 97H164V96H166V94L168 93ZM175 91H177L176 89H175ZM44 92H46V93H44ZM104 92H105V94H104ZM109 92V93H108ZM117 92V93H118ZM126 92V91H125ZM213 92V90L211 91V93ZM50 93H52V95L50 94ZM106 93H108V95L106 96V97H110L111 98V100H109L110 102L112 101V98H113V101L111 102V103H113V104H110V105H108V103H110V102H106L105 104H104V102L106 101V100H104V99H107V101H108V98H106L105 97V95H106ZM57 96H56V95ZM85 94V95H84ZM80 95H81V97H80ZM83 95V96H82ZM90 95H92V96H90ZM95 95V96H94ZM117 95V96H116ZM138 95V96H137ZM51 96V97H50ZM76 96V97H75ZM86 96V97H85ZM88 96H90L89 98L90 99H88L87 97ZM104 96V97H103ZM188 96V98L186 97V99L187 100H180V99H176L175 98V96H172L170 99H169V104H170V102H171V104H173V103H175L174 104V106L175 107H178L179 108V111H182V110H185V112L183 113V114H187V115H189L190 116V114L187 112V110L190 108H188V105L189 106H193L194 104H195V102H196V98L195 97H192V96H190L189 94L187 95ZM45 97V99H47ZM52 97H53V99H52ZM56 97V98H55ZM80 97V98H79ZM83 97H85V98H83ZM167 97H168V95H167ZM58 98V99H57ZM75 99V102H73L74 101V99ZM83 98V99H82ZM85 99V100H84ZM92 99V100H91ZM96 99V100H95ZM104 101H103V100ZM116 99V100H115ZM139 99V100H138ZM155 100H156V102H157V98H154ZM79 100H81L80 102H79ZM88 100V101H87ZM90 100V101H89ZM100 100H102V101H100ZM130 100V102L132 101V100H135V101H133V102H135V103H133V104H135L134 106H137V108L139 107V109H137V108H134V107H132V109H131V107H129L130 106V104H129V106H128V101ZM138 100V101H137ZM65 101V102H64ZM91 101H93V102H91ZM96 101L98 102V104L99 105H97L96 104ZM140 101V102H139ZM159 101V100H158ZM186 101V102H185ZM193 101V102H192ZM54 102V101H53ZM63 102V103H62ZM155 102V101H154ZM153 102V103H154ZM156 102L154 103V106H150L149 105V110L150 109H152V108H155L154 110H159V111H162L163 109L162 108H164L163 106H165L164 104H162L161 103V105H160V103L158 104H156ZM91 103H92V105H91ZM103 103V104H102ZM116 103V104H115ZM191 103V104H190ZM94 104V105H93ZM96 104V105H95ZM121 104V105H120ZM123 104L125 105V106H123ZM133 104H131V106L133 105ZM141 104V105H140ZM151 104V103H150ZM68 105V106H67ZM105 105V106H104ZM114 105H115V107H114ZM140 105V106H139ZM152 105V104H151ZM84 106V107H83ZM86 106V107H85ZM104 107V108H102V107ZM122 106V107H121ZM145 108V111L144 110H141V109H144L143 107ZM125 107H127L126 109H127V111H126V109H124ZM68 108V109H67ZM90 108V109H89ZM112 108H115L114 110L115 111H117V109L119 110V111H117L118 112V114H116V112L112 109ZM128 113H130L132 116H134V117H130L129 116V113H128V115L127 114H125L123 111V109ZM128 108H130V109H128ZM141 108V109H140ZM22 109V107H19V111L20 112H18L17 114H19V117H20V113H21V111L23 110H21ZM100 109V110H99ZM136 109V110H135ZM148 109H147V112L146 113H148ZM71 110V111H70ZM81 110V111H80ZM82 110L86 113H84V117H82L81 118V115L83 116V112H82ZM86 110V111H85ZM96 111V113H97V115L95 114V111ZM132 110V111H131ZM139 110V111H138ZM80 111V112H79ZM92 111L94 112V113H92ZM97 111H99L100 113V115L98 114V112ZM103 111H105V112H109L110 113V115L108 116V118H110V119H108L106 116H105V118H104V116H103ZM112 111H113V113L114 114H116V116L115 115H113V117H112V115H111V113H112ZM132 113H131V112ZM138 111V112H137ZM151 111V110H150ZM71 112H72V114H71ZM119 112H121V113H119ZM74 113V114H73ZM76 113V114H75ZM79 115H78V114ZM138 113V114H137ZM163 115H165L166 114V111H164V112H161ZM137 114V115H136ZM182 114V113H181ZM250 114V113H249ZM74 115V116H73ZM118 115V116H117ZM124 115V116H123ZM142 115V116H143ZM162 115V116H163ZM251 115V114H250ZM250 115L249 116H247L246 118H245V120L241 123V126L243 127L242 129V133L240 134V133H237L236 134V137H240L239 139H236V137H234L233 138V140L235 141V142H233V141H231V142H229V144H228V146H227V148H226V151H227V154H229V155H226L225 157L227 158V156H228V163H229V167H230V170H229V167H227V166H225V167H227V169L225 168V171L227 172H225V174L227 175V176H231L230 178H228L229 180H230V185H231V188L230 187H227V186H225L223 189H221V193L219 194V196H217V201H215L214 199H213V196H210L209 197V204L212 206H214L215 204H216V207H217V211H218V213L219 212H221V213H224V214H228V215H231V218H226L224 221H226L225 223H224V225L226 226H233V228H237L238 229V227L240 228V231L241 232H243V237L241 238L242 240L240 241V243H238V240H236V242L237 243H234L233 241H227V242H225V241H222L223 242V244H221L220 245V248L219 249H217L216 248V246L214 247V249H215V251H216V253H217V256H216V259L218 260L217 261V263L218 264H234L233 262H235V264H264V151H262V152H260V150H263V148H264V134H263V141L261 140L259 143L260 144H258V141L256 142V143H254L255 145H253L252 147H253V151H254V154L252 155V159H250L251 158V156H246V155H243V152L245 151V148H248V138H249V136H248V134H252V135H254V133H255V131H256V128H253L251 131H248L246 128L248 127L247 126V119H249L250 118ZM71 117V118H69V117ZM78 116H80V117H78ZM126 116V117H125ZM128 116L130 117L129 119H130V121H131V118H133L132 119V121H131V123L133 124L132 125V128H131V123H130V121H129V119H128ZM192 116H194L193 114H192ZM75 117H76V119H75ZM112 117V118H111ZM116 117V118H115ZM153 117H155V116H152V120H150V122H153L151 125H152V128H153V126H154V128L156 129V127H157V123L158 122H156L154 119H153ZM195 117V116H194ZM73 118V119H72ZM115 118V119H114ZM117 118H119L118 120H116ZM125 118V119H124ZM82 119V120H81ZM101 119V120H100ZM103 119V120H102ZM107 119H108V121L110 122V123H113V125H114V128H115V130H117V129H120L119 127L117 128V126H118V122H116V121H119V125L122 123L124 126H122L121 125V127H123V131L122 132H124V134L122 133V132H120V130L118 131L117 130V132H115V136L117 135V134H119V137H118V135L116 136V138L118 137L119 139H117L116 140V145L115 144H113L112 142H111V140H110V135L106 132V130H107ZM128 119V120H127ZM77 122H76V121ZM126 120V121H125ZM105 121H106V124H105ZM123 121V122H122ZM129 121V122H128ZM104 122V123H103ZM108 122V123H109ZM93 123H94V125H93ZM130 123V124H129ZM78 124V125H77ZM85 124V125H84ZM127 124V125H126ZM153 124H155V125H153ZM82 125V126H81ZM105 125H106V127H105ZM30 126H33V125H30ZM30 126H28L27 128H31ZM82 128H80V127ZM84 126V127H83ZM87 126V127H86ZM126 126V127H125ZM128 126V127H127ZM156 126V127H155ZM104 127H105V129H104ZM255 127H257V125H255ZM264 127V126H263ZM262 126H261V130H260V132H263L264 133V128H263ZM85 128H86V131H85ZM126 128V129H125ZM127 128H129V129H127ZM102 129V130H101ZM103 129H104V131H103ZM133 129V130H132ZM244 129L246 130V132L244 131ZM100 130V131H99ZM81 131V132H82ZM85 131V132H84ZM108 131V130H107ZM129 131V132H128ZM130 131H131V133H130ZM88 132H90V133H88ZM103 132H104V134H103ZM125 132H126V134H125ZM128 132V133H127ZM137 132V133H136ZM88 133V134H87ZM122 133V134H121ZM134 133V134H133ZM245 133V134H244ZM51 134H53V133H51ZM50 134V135H51ZM87 134V135H86ZM92 134H93V136H92ZM128 134V135H127ZM136 134V135H135ZM12 135V134H11ZM121 135V136H120ZM124 135V136H123ZM126 135V136H125ZM129 135H131V136H129ZM13 136V135H12ZM122 136H123V138H122ZM129 136V137H128ZM134 136H135V138H134ZM130 137H132V138H130ZM93 138V139H92ZM97 138V139H96ZM121 139V140H120ZM198 140V139H197ZM240 142H239V141ZM99 141V142H98ZM129 141H130V143H129ZM106 142V143H105ZM108 142V143H107ZM125 142V143H124ZM128 142V143H127ZM157 142V141H156ZM200 142V143H199ZM199 142H197V143H199L198 145H199V147L197 146V148H199V149H201V148H205L206 150L208 149V148H206V147H209V148H214V147H217L218 146V144L220 143V144H222L223 145V142L221 141H214V142H210V143H208V142H205V140H200ZM262 142V143H261ZM132 143V144H131ZM216 143V144H215ZM237 143H239L240 144V146L239 145H235V144H237ZM125 144V145H124ZM202 144V145H201ZM258 144V145H257ZM97 145V146H96ZM118 145V146H117ZM129 145V146H128ZM139 145V144H138ZM247 145V146H246ZM260 145V146H259ZM71 146H73L74 147V145H71ZM206 146V147H205ZM237 146H239L238 148H236ZM241 146H243L242 147V149H241ZM257 146H259L260 147V149H258V147ZM13 147H15V146H13ZM126 147V148H125ZM132 147V148H131ZM261 147H262V149H261ZM2 148V147H1ZM0 148V149H1ZM114 148H116L117 150H119V152L116 150V149H114ZM125 148V149H124ZM133 148H134V152H133ZM136 148V149H135ZM139 148V149H138ZM157 148H158V146H157ZM172 148V147H171ZM174 148V147H173ZM231 148H232V150H231ZM240 148V149H239ZM254 148H256V151H255V149ZM72 149V148H71ZM70 149V150H71ZM112 149H114V151L112 150ZM127 149V150H126ZM154 150L153 148H150V150ZM235 149H237V150H235ZM126 150V151H125ZM130 150V151H129ZM151 150V151H152ZM231 150V151H230ZM235 150V152H236V155L237 156H235L234 154H233V152L232 151H234ZM243 150V151H242ZM113 151V152H112ZM140 151V152H139ZM228 151H229V153H228ZM241 151V152H240ZM122 152H124V153H122ZM237 152H240L239 154L237 153ZM260 152V153H259ZM15 153V154H14ZM132 153V154H131ZM141 154L142 156V158L140 157V155L139 154ZM121 154H123L122 156H123V158L121 157ZM135 154V155H134ZM230 154H231V157H230ZM261 155V156H258V155ZM136 155H138V158L136 157ZM165 155H163V159H164V162H165V164L167 163V162H169L170 164H173L175 161H173V160H171V158L170 159H168L166 156L164 157ZM239 156V157H238ZM127 157V158H126ZM236 157H238V158H236ZM247 157H249V158H247ZM88 158H90V157H88ZM87 157H79V159H81V161H83L84 163H86L87 165L89 164L90 166H92V167H90V168H93V171L95 172V173H97V176H99V178H100V182L101 181H103L104 183H112L111 181L110 182H105L106 180H107V178L103 175V173H102V171L100 170V167L98 166V162L97 161H95V160H93L94 158H90V159H88ZM112 159H114L113 157H111ZM134 158V160H132ZM247 158V161H249L251 164H249V162H247L245 159ZM86 159V160H85ZM122 159V160H121ZM124 159H126V161L124 160ZM139 161H138V160ZM142 159V160H141ZM237 159H238V161H237ZM250 159V160H249ZM263 159V160H262ZM85 160V161H84ZM231 160H233V161H231ZM243 160V161H242ZM245 160V161H244ZM122 161V162H121ZM180 161V160H179ZM178 161V162H179ZM240 161V162H239ZM261 161H263V164L261 163ZM96 162V163H95ZM142 162V163H141ZM232 162H234V164L232 163ZM238 162V164L236 165V163ZM243 162H246V163H243ZM52 163H53V161H52ZM94 163V164H93ZM126 163V164H125ZM227 162H226V164H228ZM243 163V164H242ZM255 163H256V165H255ZM143 164V165H142ZM252 164H254V166L252 165ZM8 165V166H7ZM88 165V166H89ZM126 165H127V168H126ZM140 165H142V166H140ZM235 165H236V167H235ZM259 165H260V167H259ZM95 166V167H94ZM237 166H238V169H239V171L238 170H236L237 169ZM248 166H252V167H254L255 169H256V171H258V173H260V178H258L255 174L256 173H253V172H256L255 170H254V168H252V175H251V172L249 173V178H248V176H247V174L246 173H241V174H243V175H241L240 174V172H241V170L242 169H246ZM2 167V168H1ZM14 169H13V168ZM139 167H141L140 169H139ZM143 167V168H142ZM235 167V168H234ZM131 168V169H130ZM260 168V169H259ZM143 171H142V170ZM145 169V168H144ZM228 170H229V172H228ZM236 170V171H235ZM100 171H101V173H100ZM120 171V172H121ZM124 171H125V173H124ZM127 171H128V173H127ZM130 171V172H129ZM234 171V172H233ZM9 172V173H8ZM232 172V173H231ZM183 173V174H182ZM228 173H229V175H228ZM86 174V175H85ZM128 174V175H127ZM245 174V175H244ZM253 174L255 175V176H253ZM41 175V176H40ZM127 175V176H126ZM146 175V176H145ZM235 175V176H234ZM242 176V179H241V176ZM101 176V177H100ZM182 176H184V177H182ZM235 177L236 179H234V181H236V182H231V178H233V177ZM251 176H253V178L251 177ZM41 177V178H40ZM44 178V180H43V178ZM78 177V175H76V176H73V178H77ZM240 177V178H239ZM255 177H256V179H255ZM86 178V179H85ZM182 178V179H181ZM239 180H238V179ZM246 178V179H245ZM22 179V180H21ZM142 179H143V181H142ZM197 179V178H196ZM248 179H249V181H248ZM252 179L254 180V182L252 181ZM81 180H82V178H81ZM105 180V181H104ZM237 180H238V182H237ZM242 180V181H241ZM245 180H247L248 182H253V183H255L257 186H252V188H246V189H244V183H246L245 182ZM147 181V182H146ZM158 181H159V183H158ZM164 181V183L166 182V186H168V183H169V185L171 186L169 189H172L170 192L169 191H167V190H169L168 189V187H167V189H166V186L164 185V183H162ZM176 181H177V183H176ZM179 181H181L180 183H179ZM196 181H200V179L198 180H196ZM256 181V182H255ZM91 182H92V184H91ZM142 182V183H141ZM146 182V183H145ZM250 182V183H251ZM259 182V183H258ZM1 183H2V185H1ZM235 183V184H234ZM261 183V184H260ZM129 184V185H128ZM153 185V187L155 188V190H154V188L153 187H151L152 185ZM158 184H159V186H158ZM236 184H239V185H237L236 186ZM243 184V185H242ZM147 185V186H146ZM234 185L237 187H234ZM260 185V186H259ZM2 186V187H1ZM11 186H15L17 189V196H14V198H12L11 196L12 195H10V194H8V192H7V190H8V187H11ZM93 188H92V187ZM98 186V187H97ZM173 186V187H172ZM175 186H176V188H175ZM233 186V187H232ZM241 186V187H240ZM243 186V187H242ZM101 187V188H102ZM112 187H115V188H112ZM146 190H143V188ZM157 187V188H156ZM239 187V188H238ZM255 187V188H254ZM258 187V188H257ZM133 188V189H132ZM234 188H236L235 190H234ZM254 188V189H253ZM257 188V189H256ZM111 189V190H110ZM149 189V190H148ZM162 190V191H160L159 192V190ZM177 189V190H176ZM238 189H239V191L240 190H242V193H241V191L239 192L238 191ZM244 189V190H243ZM24 190H26V191H24ZM28 190V191H27ZM60 191V193H58L59 191ZM115 190V191H114ZM148 190V191H147ZM157 190V191H156ZM175 190V191H174ZM248 190V191H247ZM112 191V192H111ZM150 191V192H149ZM165 191H167V192H165ZM258 191V192H257ZM116 192V193H115ZM152 192H154V193H152ZM163 192V193H162ZM165 192V193H164ZM185 192H189V195H191V196H188V193H186L187 194V196H185L186 194H185ZM239 192V193H238ZM255 192V193H254ZM59 194V195H57V194ZM62 193V194H61ZM78 192L76 191V192H74V195H75V197H77V194ZM105 193V194H104ZM246 195H245V194ZM261 193H262V195L263 196H261ZM113 196H111V195ZM165 194V195H164ZM174 194V195H173ZM176 194H178L177 196H176ZM226 194V195H225ZM244 194V195H243ZM250 194V195H249ZM61 195V196H60ZM62 195H64V196H62ZM104 196V198H109V200H111V202H112V205H111V208H112V206H113V209H115L114 211H115V213H117L120 217H118V218H115V217H113L112 215H111V213L108 211V213H107V204H106V202L102 199V197L101 196ZM106 195V196H105ZM117 195V196H116ZM163 195V196H162ZM223 195V196H222ZM233 195V196H232ZM244 197H243V196ZM248 195V196H247ZM23 196H24V199H23ZM31 196V197H30ZM109 196V197H108ZM183 196V197H182ZM230 196V197H229ZM252 196V197H251ZM260 196V197H259ZM60 197V198H59ZM115 197V198H114ZM166 197L168 198V199H166ZM171 197H172V199H171ZM188 197L189 199H191L190 201H189V204H188V201H186L187 199L186 198ZM223 197V198H222ZM234 197V198H233ZM42 198H43V200H42ZM47 198H48V200H47ZM61 198H64V199H61ZM175 198H178L177 200L175 199ZM193 198V199H192ZM246 201H248V202H245V200ZM247 198V199H246ZM23 199V200H22ZM62 201H61V200ZM115 199V200H114ZM165 199V200H164ZM188 199V200H189ZM260 199H261V201H263V202H261L260 201ZM25 200V201H24ZM36 201V202H34V201ZM39 200V201H38ZM66 200V201H65ZM101 200V201H100ZM117 200V201H116ZM118 200H119V202H118ZM193 200V201H192ZM239 200H241L242 202H240ZM251 200L253 201L252 203H251ZM27 201H29L28 203L30 204V206H29V204L27 203ZM40 201L42 202L43 201V203H40ZM120 201H122V202H120ZM192 201V203L193 204H195L196 206H193V204L192 203H190ZM231 201V202H230ZM237 201V202H236ZM239 201V202H238ZM48 202H50L51 204H52V202L54 203V205H51L50 203H48ZM61 204H60V203ZM63 202H65V204H63ZM68 202V203H67ZM196 202V203H195ZM212 202V203H211ZM217 202H218V204H217ZM221 202V203H220ZM15 205H13V204ZM167 204V206H164V207H168V209H169V211H167V210H165L164 209V207H161V205H163V204ZM187 203V204H186ZM236 203V204H235ZM243 203V204H242ZM250 203H251V205H250ZM263 205H262V204ZM76 204V205H75ZM88 204L90 205V203L88 202ZM116 204V205H115ZM134 204L135 205H138V198H136L135 199V202H134ZM198 204V205H197ZM232 204H234V205H232ZM245 204V206H247L246 208H245V206H243ZM9 205V206H8ZM43 207H42V206ZM67 205V206H66ZM100 205V206H99ZM116 207H115V206ZM119 205V206H118ZM189 205V206H188ZM193 206V208H192V206ZM219 205V206H218ZM237 205H238V207H237ZM242 205V206H241ZM260 205H262V206H260ZM13 206V207H12ZM62 206V207H61ZM68 206H69V208L71 209H68ZM188 206V207H187ZM227 206V207H226ZM19 207V208H18ZM31 207V208H30ZM161 207V208H160ZM223 207V208H222ZM226 209H225V208ZM254 209V211L251 209ZM15 208V209H14ZM45 208V209H44ZM122 208H124V209H122ZM126 208V209H125ZM189 208H190V210H189ZM244 208V209H243ZM247 208H249L248 210H247ZM262 208H263V210H262ZM25 209V210H24ZM29 209V210H28ZM162 209H164V210H162ZM241 209V210H240ZM246 209V210H245ZM14 212H13V211ZM22 210H24L23 212H22ZM44 210V211H43ZM112 210V209H111ZM174 210V212H172ZM194 212H193V211ZM71 213H70V212ZM113 211V210H112ZM124 211V212H123ZM160 211V212H159ZM163 211V212H162ZM246 211V212H245ZM250 211H252V212H250ZM260 211V212H259ZM75 212V213H74ZM131 212V213H130ZM155 212V211H154ZM155 212V213H156ZM168 213V215H167V213ZM189 212H191V213H189ZM256 213V215H255V213ZM250 213V214H249ZM14 214V215H13ZM19 214V215H18ZM71 214H73L74 216H72ZM128 214V215H127ZM129 214H133V215H129ZM160 214V215H159ZM252 214H254V215H252ZM3 215H6L5 217H3ZM44 215V216H43ZM46 215V216H45ZM49 215V216H48ZM75 215L77 216V217H75ZM105 215H107V216H105ZM135 215V216H134ZM159 215V216H158ZM162 215V216H161ZM8 216V217H7ZM19 216V217H18ZM21 216V217H20ZM126 216V217H125ZM169 218H168V217ZM196 218H195V217ZM7 217V218H6ZM18 218V222L20 223H18V222H16L17 221V218ZM46 217H49V220H48V218H46ZM51 217L53 218V219H55L54 221L51 219ZM70 217V218H69ZM74 217H75V219H74ZM85 217H87V218H85ZM107 217V218H106ZM124 217V218H123ZM158 217L159 218H161L160 220L158 219ZM166 217V218H165ZM192 217L194 218V219H192ZM253 217V218H252ZM1 218H3L2 220H1ZM9 218V222L8 221H6V219H8ZM14 218V219H13ZM22 218V219H21ZM37 218V219H36ZM73 218V219H72ZM135 220H134V219ZM167 219L168 221H165V219ZM179 218V219H178ZM182 218H184V219H182ZM254 218H257V219H254ZM262 218V219H261ZM13 219V220H12ZM16 219V220H15ZM47 219V220H46ZM83 219V220H82ZM84 219H86V223H84L85 221H84ZM106 219V220H105ZM121 219L124 221V222H120L121 221ZM125 219V220H124ZM192 219V220H191ZM33 220H36V221H33ZM58 220H60V221H58ZM73 222H72V221ZM76 220V224L80 227H78L77 225V228H79V230H81V234H82V236H80V234H77L76 232H79L78 230H77V228H76V226H75V224H74V221ZM80 220V221H79ZM111 220V221H110ZM136 220H138V221H136ZM195 220V221H194ZM258 220V222H256ZM14 221L15 223L13 224L12 222ZM29 221V222H28ZM56 221H58V222H56ZM160 221V222H159ZM162 221V222H161ZM28 222V223H27ZM31 222V223H30ZM35 222H37V223H35ZM80 222V224L81 225H79L78 223ZM108 222V223H107ZM139 222V223H138ZM166 224H165V223ZM180 222V223H179ZM255 222V223H254ZM16 223H18L19 224V226H18V224H16ZM22 223V224H21ZM24 223H26L27 225H25ZM72 223V224H71ZM89 223V224H88ZM113 223V224H112ZM117 224V225H115V224ZM122 223L124 224L123 226H122ZM139 225H138V224ZM151 223V222H150ZM253 223V224H252ZM257 223H259V224H257ZM10 224V225H9ZM13 224V226H11ZM29 224H30V227H29ZM93 224V225H92ZM149 224V225H148ZM168 224V225H169ZM250 224H252V225H250ZM20 225H25V226H27L29 229H31L30 231H32L33 229H34V233L36 234V237H37V234H38V236L39 237H35V236H33V232H30L29 231V229L27 228H25L24 227V229L25 230H23L22 228L23 227H20ZM56 225V226H55ZM72 225L73 226H75L73 229H72ZM159 225V224H158ZM8 226H9V228L10 229H8ZM15 226L19 229V230H15L16 232H14V231H12L13 230V227H14V229H15ZM36 226V227H35ZM56 227V231H55V229L53 228V230H52V228L51 227ZM59 226V227H58ZM99 226H101V227H99ZM110 226V227H109ZM116 226H118V227H116ZM139 226H142L143 228H140ZM169 226H171V224L169 225ZM238 226V227H237ZM35 227V228H34ZM92 227V228H91ZM103 227V229H100V228H102ZM122 227H123V229H122ZM126 227V228H125ZM161 227V226H160ZM249 227V228H248ZM41 228V229H40ZM47 228L49 229V230H51L50 232H49V230H47ZM71 229V231H70V229ZM87 228V229H86ZM89 228H90V230H89ZM145 228V229H144ZM155 228V229H154ZM84 230V232H82L83 230ZM97 230V232H99L98 233V238H96L95 240H94V238H93V236H92V232L91 231H93V230ZM141 229V230H140ZM142 229H143V231H142ZM186 229H187V231H188V233L185 235V234H182L183 232H184V230L186 231ZM6 230V231H5ZM20 230H22L23 231V233H26V234H28L27 233V231L30 233V235H31V238H29L30 237V235L28 234L27 236H26V234L24 235L23 233H22V231H21V234H20ZM44 230H46V232H45V235L42 233V231L44 232ZM61 230V232H59ZM75 231L74 233L76 234H74L77 238L80 236V238L78 239V240H76L77 238H75V236L72 234L73 232L72 231ZM89 230V231H88ZM99 230V231H98ZM120 230V231H119ZM159 230V231H158ZM247 231V233H246V231ZM249 230H251V231H249ZM26 231V232H25ZM53 231V232H52ZM103 233H102V232ZM124 231H125V233H124ZM132 231V232H131ZM146 231V232H145ZM181 231V232H180ZM8 232V233H7ZM56 234H55V233ZM71 232V233H70ZM87 232H88V235H87ZM101 232V233H100ZM117 232V233H116ZM128 232V233H127ZM160 232V233H159ZM178 232V233H177ZM180 232V233H179ZM252 232V233H251ZM9 233H10V237L8 236L9 235ZM15 233H18V234H15ZM54 233V234H53ZM62 233H65L66 235H63ZM143 235H142V234ZM144 233H146V234H144ZM160 235H158V234ZM257 233V234H256ZM6 234V235H5ZM21 236H20V235ZM42 236L41 237V239H40V235ZM47 234V235H46ZM48 234L49 235H51V236H48ZM70 234V235H69ZM91 234V235H90ZM118 234V235H117ZM123 234H125V235H123ZM148 234V235H147ZM249 234H251V236H249ZM16 235V236H15ZM19 235V236H18ZM57 235V237H55V239H53V237L54 236H56ZM85 235H87V237L85 236ZM141 236V237H138V236ZM177 235V236H178ZM193 235V236H192ZM257 235V236H256ZM2 236H4V237H2ZM8 236V237H7ZM13 236V237H12ZM15 236V237H14ZM48 236V237H47ZM70 236H72V237H70ZM119 236H120V239H119ZM146 236V237H145ZM151 236V237H150ZM12 237V238H11ZM23 239H22V238ZM26 237V238H25ZM52 237V238H51ZM67 237H68V239H67ZM83 237V238H82ZM100 237H102V239H104V240H102V239H99ZM105 237V238H104ZM153 237V238H152ZM15 238H17V239H15ZM28 238V239H27ZM59 238V239H58ZM64 240H63V239ZM92 238V239H91ZM144 238V239H143ZM149 238H150V240H149ZM152 238V239H151ZM162 238V239H161ZM252 238V239H251ZM38 241H37V240ZM44 239V240H43ZM61 239V241H58V240H60ZM65 239H66V241H65ZM80 239H82V240H80ZM85 239V240H84ZM87 239V240H86ZM89 239V240H88ZM105 239H106V242H104L105 241ZM127 239V240H126ZM130 241H129V240ZM154 239V240H153ZM180 239V240H179ZM4 240H6V241H4ZM8 240H9V242H8ZM16 240V241H15ZM24 240H25V242H24ZM31 240H33V241H31ZM57 240V241H56ZM84 240V241H83ZM100 240L102 241V242H100ZM125 240V241H124ZM146 240H148V241H146ZM154 241V242H152V241ZM156 240V241H155ZM31 241V242H30ZM35 241H37V242H35ZM45 242L44 244L42 243V242ZM49 241H50V243H49ZM69 241V242H68ZM82 241V242H81ZM96 242V244H98L100 247H101V244H105V243H110L111 244V246H112V248L110 249V250H108V254H105L104 253V255L105 256H101V257H99V258H96V257H93V256H89V255H86L87 254V252H88V249L91 247V245L94 243V242ZM119 241V242H118ZM131 241H133V245H131L132 244V242ZM139 241V242H138ZM151 241V242H150ZM6 242V243H5ZM15 242V243H14ZM40 242V243H39ZM67 242H68V244H71V245H68L67 244ZM79 242H81V244L80 245H78L79 244ZM89 242V243H88ZM92 242V244L90 245V243ZM130 242V243H129ZM135 242V243H134ZM149 244H148V243ZM180 242V243H179ZM7 243H8V245H7ZM13 243V244H12ZM17 243V245H18V248H16L17 247V245H15ZM30 243H32V244H30ZM130 245H129V244ZM139 243V244H138ZM147 243V244H146ZM152 243H154V244H152ZM224 243H226V244H224ZM3 244V245H2ZM10 244V245H9ZM25 245V246H22V245ZM39 244V246H37ZM72 244H73V246H72ZM82 244H84V245H82ZM164 246H162V245ZM191 244H194V245H191ZM216 244H218V243H216ZM262 244V245H261ZM9 246L8 248L9 249H11L12 251H15L16 252V249H18L17 250V254L16 253H12V251L10 252V250L7 248V246ZM13 245V246H12ZM47 247H49V245H50V247L51 248H54V249H51L50 247L48 248L49 250H53V251H50L49 252V250H47V248H46V246ZM124 245V246H123ZM155 245H156V247H155ZM159 245H161V247L159 246ZM30 246H33L34 248H35V250H37L38 249V251H36V252H39V254L37 253H35V250L33 249L32 250V248L30 247ZM84 246V247H83ZM134 248H133V247ZM138 246V247H137ZM151 246H152V249H151ZM196 246H199L198 247V249L196 248ZM2 247H4V248H2ZM12 247H14V248H12ZM19 247H20V249L21 248H26V249H22V250H20L19 249ZM116 247V248H115ZM148 247V248H147ZM160 249H159V248ZM195 247V248H194ZM259 247V248H258ZM132 248V249H131ZM145 248H147L148 250H146ZM168 248V249H167ZM205 248V249H204ZM213 248V247H212ZM46 250V252L44 251V253H45V255H46V257H47V255L49 256V254L48 253H51L50 255H51V257L52 256H55V257H52L50 260L49 259H45L44 257H41L42 258V260H41V258H40V256H42L41 254H42V251L41 250ZM138 250L139 251V254L138 253H136V250ZM156 249H159V250H157L158 252H157V255L155 256L154 254H155V252H156ZM164 251L163 253H166L167 252V250H169L168 252L169 253H167V254H169V255H165V254H163L162 253V250ZM181 249V250H180ZM263 249V250H262ZM27 250V251H26ZM28 250H30V252L31 253H28L29 251ZM32 250V251H31ZM67 250H69V251H67ZM73 252H71V251ZM90 250V249H89ZM122 250V251H121ZM126 250V251H125ZM132 250V251H131ZM135 250V251H134ZM145 250V251H144ZM152 250H153V252H152ZM166 250V251H165ZM173 251V256L171 255L172 254V252L171 251ZM19 251H20V253H19ZM23 251V252H22ZM26 251V252H25ZM47 251H48V253H47ZM56 251V252H55ZM118 251V252H117ZM137 251V252H138ZM149 251H150V253H149ZM155 251V252H154ZM246 251H250L249 252V254L246 252ZM53 252V253H52ZM123 252V253H122ZM26 253V254H25ZM27 253H28V255H27ZM54 253H56V254H54ZM118 253V254H117ZM142 255H141V254ZM162 253V254H161ZM179 253V254H178ZM212 253V252H211ZM252 253V254H251ZM57 254H58V256H57ZM126 254H127V257H126ZM244 254H245V256H244ZM1 255H3V256H1ZM7 255V256H6ZM29 255H31L30 257H29ZM33 255H34V257H33ZM113 255H115V257L113 256ZM151 255L154 257H151ZM248 255V256H247ZM85 256V257H84ZM109 256V257H108ZM117 256V257H116ZM133 256H134V258H133ZM149 256V257H148ZM190 256V257H189ZM252 257V260H251V258L247 261V262H245V258H249V257ZM2 257V258H1ZM13 257H14V259H13ZM58 257H60V258H58ZM74 257L76 258V260L74 259ZM119 257H121V258H123L122 260H121V262L119 261ZM129 257H131V260H129L130 258ZM137 259H136V258ZM157 257V258H156ZM160 257V258H159ZM161 257H162V259H161ZM175 257V258H174ZM188 257H189V260H188ZM39 258H40V261H39ZM48 258V257H47ZM50 258V257H49ZM85 258L88 260V263H87V260H85ZM125 258V259H124ZM127 258V259H126ZM146 258H148V259H150V260H148V259H146ZM172 260H171V259ZM193 258H195V259H193ZM35 259H36V262H35ZM45 259V260H44ZM64 260V261H62V260ZM68 259V260H67ZM118 259V260H117ZM141 259V260H140ZM143 259V260H142ZM159 261H158V260ZM167 259V260H166ZM3 262H2V261ZM20 260V261H19ZM44 260V261H43ZM58 260V261H57ZM77 260H79V261H77ZM124 260V261H123ZM128 260V261H127ZM9 261V262H8ZM16 261H17V263H16ZM21 262V263H19V262ZM30 261H32V263H30ZM54 261V262H53ZM65 261H67V262H65ZM142 261V262H141ZM173 261V262H172ZM185 261H187V262H185ZM195 261V262H194ZM254 261V262H253ZM43 262V263H42ZM47 262V263H46ZM141 262V263H140ZM152 262V263H151ZM160 262V263H159ZM185 262V263H184ZM200 262V263H199Z\"/></svg>", "mask_w": 264, "mask_h": 264}]
</instances>
